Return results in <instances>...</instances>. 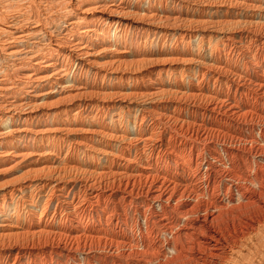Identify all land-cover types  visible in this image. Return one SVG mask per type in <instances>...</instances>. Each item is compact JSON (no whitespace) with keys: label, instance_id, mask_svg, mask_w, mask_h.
Masks as SVG:
<instances>
[{"label":"bare ground","instance_id":"6f19581e","mask_svg":"<svg viewBox=\"0 0 264 264\" xmlns=\"http://www.w3.org/2000/svg\"><path fill=\"white\" fill-rule=\"evenodd\" d=\"M0 264H264V0H0Z\"/></svg>","mask_w":264,"mask_h":264}]
</instances>
